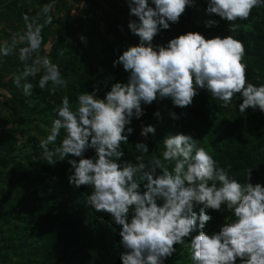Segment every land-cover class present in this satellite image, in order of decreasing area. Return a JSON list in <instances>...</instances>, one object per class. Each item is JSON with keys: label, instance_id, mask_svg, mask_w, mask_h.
<instances>
[{"label": "clouds", "instance_id": "1", "mask_svg": "<svg viewBox=\"0 0 264 264\" xmlns=\"http://www.w3.org/2000/svg\"><path fill=\"white\" fill-rule=\"evenodd\" d=\"M126 3L129 15L137 18L130 20L128 28L139 43L127 47L113 61V67L123 66L129 73L127 82L112 83L103 98L97 95L98 82L91 92L78 96L75 111L64 96L56 109L57 118L40 141L42 155L34 159L54 166L67 158L71 166L69 184L89 186L88 206L97 213L109 214L118 226L122 264H165L176 254V245H190L193 264H264V185L250 182L251 171L246 183L239 182L229 175L231 165L220 167L192 135L183 133L163 138V162L154 154L147 162L143 155L135 157L136 163L121 161L125 155L122 145L134 132L130 126L133 118L140 120L145 115L142 104L168 98L174 106L185 108L192 104L198 89H205L223 101V107L239 94L240 112L259 109L264 113V84L248 82L244 43L232 35L206 39L199 32H187L166 45H154V37L170 29V23H178L186 8L195 6L194 0ZM261 6L264 0H208L206 11L226 21L228 31L234 33L240 27L236 21H246L252 10ZM55 7L52 0L34 16L24 13V30L13 34L10 43L0 44V55L9 56L23 44L19 59H33L44 43V28L53 22L50 13ZM214 23L209 20L206 26ZM80 40L85 41V37L80 36ZM59 55H64L63 49ZM41 69L40 89L51 83L49 91L54 94L67 86L59 64L48 55L25 63L14 84L31 95L33 84L22 81L35 77ZM154 115L161 116L159 111ZM170 115L178 119L175 113ZM140 128L144 140L135 142L134 147L138 153L149 154L146 141L156 135V128L143 122ZM61 130L65 135L57 145ZM89 149L95 151L92 158L84 155ZM197 205H202L198 213L194 210ZM222 205L232 212L235 221L209 234L204 231L213 219L208 210L223 213ZM194 231L198 234L193 237Z\"/></svg>", "mask_w": 264, "mask_h": 264}, {"label": "trees", "instance_id": "2", "mask_svg": "<svg viewBox=\"0 0 264 264\" xmlns=\"http://www.w3.org/2000/svg\"><path fill=\"white\" fill-rule=\"evenodd\" d=\"M86 2H90V8L74 20H70V7L66 4L67 11L56 19L58 27L52 28V23L44 28L41 54L33 55V59L38 55L52 57L68 81L66 87L58 88L54 94L49 91L51 83L40 89L38 82L44 74L41 69L35 77L22 81L33 84L32 94L25 95L13 81L24 70L25 63L32 64L33 59L24 62L12 59L11 54L1 55L2 65L16 68L0 76V264H122L118 226L111 222L109 214L97 213L88 206L89 186L76 188L69 184L71 166L67 158L54 166L34 159L42 155L40 141L49 133L64 96H68L75 111L78 96L91 92L98 82L100 98L110 91L112 83L127 82L129 73L122 65L114 68L113 61L127 47L139 43L128 28L130 20L137 18L129 15L126 0ZM207 2L194 0L195 6L186 8L178 23H170V29L161 30L153 44L166 45L187 32H199L206 39L232 35L245 45L248 82L264 84V6L254 8L246 21H236L240 27L233 33L228 31L226 21L207 13ZM209 20L215 23L206 26ZM23 46L18 44L16 49L19 51ZM61 49L63 56L59 55ZM241 102L236 94L232 103L223 107V101L205 89H198L192 104L185 108L174 106L168 98L151 105L142 104L145 115L140 120L133 118L130 126L134 132L129 142L122 145L125 155L121 161L136 163L135 157L143 155L147 162L154 154L163 162V138L169 134H190L220 167L227 169L231 165L230 176L246 183L251 171L250 182L264 185V113L259 109L242 113L238 110ZM156 111L160 112V118L154 115ZM170 113H175L178 119H173ZM141 122L156 128V135H150L146 141L149 154L138 153L134 147L135 142L144 140L140 136ZM64 135L61 130L57 145ZM84 155L92 158L95 151L89 149ZM201 206L194 210L198 213ZM222 211L208 210L213 219L204 231L218 232L224 223L235 221L226 205H222ZM197 234L194 231L192 236ZM176 248V254L165 264H193L190 245Z\"/></svg>", "mask_w": 264, "mask_h": 264}, {"label": "crops", "instance_id": "3", "mask_svg": "<svg viewBox=\"0 0 264 264\" xmlns=\"http://www.w3.org/2000/svg\"><path fill=\"white\" fill-rule=\"evenodd\" d=\"M50 2L52 0H0V44L5 41L10 43L13 34L20 33L24 30V13H28L30 17L34 16L40 7ZM55 3L56 7L50 13L53 16L52 23H54L52 28L58 27L56 19L63 16L62 14L67 11L66 4L70 7V20L80 18L81 14L90 8V2L87 3L86 0H55ZM40 52L39 54H41ZM10 57L12 59L19 58V51L14 49ZM38 57L42 56L38 55ZM1 59L2 56L0 55V76L9 74L12 68H16L11 66L10 69L8 66L2 65Z\"/></svg>", "mask_w": 264, "mask_h": 264}, {"label": "rangeland", "instance_id": "4", "mask_svg": "<svg viewBox=\"0 0 264 264\" xmlns=\"http://www.w3.org/2000/svg\"><path fill=\"white\" fill-rule=\"evenodd\" d=\"M96 48H98V49H100V47L99 46H97ZM51 59H52V57H51ZM5 93V92H4ZM8 93V92H7ZM7 93H5V94H7Z\"/></svg>", "mask_w": 264, "mask_h": 264}]
</instances>
